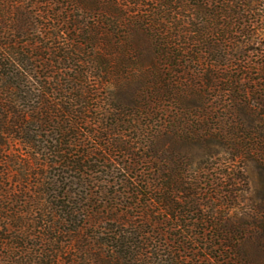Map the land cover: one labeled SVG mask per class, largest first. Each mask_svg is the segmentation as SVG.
Segmentation results:
<instances>
[{"label":"trees","instance_id":"1","mask_svg":"<svg viewBox=\"0 0 264 264\" xmlns=\"http://www.w3.org/2000/svg\"><path fill=\"white\" fill-rule=\"evenodd\" d=\"M263 109L264 0H0V264H264Z\"/></svg>","mask_w":264,"mask_h":264},{"label":"rangeland","instance_id":"2","mask_svg":"<svg viewBox=\"0 0 264 264\" xmlns=\"http://www.w3.org/2000/svg\"><path fill=\"white\" fill-rule=\"evenodd\" d=\"M255 44H259L260 47L263 45L262 40H256ZM261 112L264 113V109ZM259 140V155L248 158L245 162V173L247 175V191L245 197L242 201L238 202L236 207L231 208V211L236 212L235 217L243 213L248 226L253 227L254 231L257 229L260 210H262L264 204V135L261 136ZM214 146L216 147H211L208 151L211 156L208 159V169L206 172H212L218 160L221 161V159L217 155L212 154V152L214 148L224 147H220L219 145ZM226 150H228V148ZM191 151L194 153V156L198 158L204 156V152H207V149L193 147ZM228 155L229 154H227V156Z\"/></svg>","mask_w":264,"mask_h":264}]
</instances>
